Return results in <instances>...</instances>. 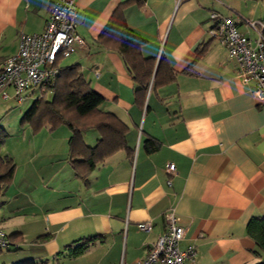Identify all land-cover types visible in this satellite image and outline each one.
Here are the masks:
<instances>
[{"label": "crops", "instance_id": "obj_1", "mask_svg": "<svg viewBox=\"0 0 264 264\" xmlns=\"http://www.w3.org/2000/svg\"><path fill=\"white\" fill-rule=\"evenodd\" d=\"M126 0H74L76 34L83 46L60 65H78L89 86L103 98L100 110L127 128L129 151L99 163L85 180L69 165L70 131L59 126L33 133L20 126L38 93L18 104L10 87L0 95V128L17 137L18 152L9 187L0 193V228L19 251L13 264H137L164 230L163 214L174 210L185 228L181 249L193 246L195 264H253L247 222L264 215V106L243 85L226 49L209 36L210 14L231 18L256 37L247 22L264 21V0H145L124 10L129 29L142 38L144 57H163L174 80L149 87L145 102L120 56L96 39L117 6ZM53 0H0V65L14 55L21 34L40 33ZM70 58L68 62H64ZM17 112L19 115L17 116ZM14 114H16L14 116ZM15 117L18 128L9 131ZM16 129V130H15ZM88 147L95 130L82 134ZM154 139L158 149L145 150ZM2 154V153H1ZM29 165L19 173V165ZM171 165L176 174L169 176ZM167 181H170L168 184ZM149 221L150 232L137 225ZM12 236V237H11ZM11 237V238H10ZM96 237L80 257L68 247Z\"/></svg>", "mask_w": 264, "mask_h": 264}, {"label": "trees", "instance_id": "obj_2", "mask_svg": "<svg viewBox=\"0 0 264 264\" xmlns=\"http://www.w3.org/2000/svg\"><path fill=\"white\" fill-rule=\"evenodd\" d=\"M144 1L126 0L120 3L96 39L97 46L113 50L120 56L136 85L134 101L140 106L145 102L149 87L156 91V88L174 80V73L163 57L156 62L155 58L141 54V46L145 41L129 29L125 22V8L130 4L141 5ZM262 35L264 37V29ZM63 59L60 55L56 58V78L46 93L24 112L20 126L28 125L33 133L44 127L51 130L59 126L66 127L71 133L68 140L70 168L75 177L85 180L97 164L115 152L129 151L126 143L127 128L113 114L100 110L103 98L89 86L78 65L61 66ZM87 130H95L99 136L93 147H88L83 141L82 134ZM7 137L6 131L0 128V193L11 184L15 170L14 161L1 154ZM157 149V141H145L148 153ZM245 233L254 244L252 255L256 261L253 264H264V215L251 218L245 226ZM96 239L89 237L74 247H68L67 257L75 259L82 256Z\"/></svg>", "mask_w": 264, "mask_h": 264}, {"label": "built area", "instance_id": "obj_3", "mask_svg": "<svg viewBox=\"0 0 264 264\" xmlns=\"http://www.w3.org/2000/svg\"><path fill=\"white\" fill-rule=\"evenodd\" d=\"M77 7L74 0H53L40 33L21 34L17 51L4 59L0 65V95L7 99L6 88L13 90L14 100L20 104L27 99L29 91L42 96L57 76L55 60L60 55L68 57L75 47L83 46L76 34ZM214 20L209 36L226 49L228 59L234 61L236 75L243 85L253 82L251 95L258 106H264V37L263 22H247L256 37L241 33L229 17L211 13ZM169 176L176 174L171 165L165 167ZM168 184L170 181H167ZM164 230L151 245L145 258L137 264H195L193 246L180 248L185 228L181 226L174 210L163 214ZM141 232H150L151 223L137 225ZM10 246L5 232L0 228V251Z\"/></svg>", "mask_w": 264, "mask_h": 264}, {"label": "rangeland", "instance_id": "obj_4", "mask_svg": "<svg viewBox=\"0 0 264 264\" xmlns=\"http://www.w3.org/2000/svg\"><path fill=\"white\" fill-rule=\"evenodd\" d=\"M69 59L70 58H67L64 62H68ZM11 90H12V88H11ZM28 106H30V105H28V103L22 104L20 106L21 111L23 112L26 108H28ZM15 115L16 114H14V116ZM18 115H19V112H17V116ZM18 125H19V123L18 122L16 123L15 117H13V119L10 122V125H9V131L10 132H13V131H11V130H13V127L14 128L16 127V129H17L18 128ZM18 145H19V143H18L17 137H7L6 140H5V142H4V144L2 145V148H1L2 155L6 154V152H12V151H14L15 153L18 152ZM29 169H30L29 165H26L24 163L23 164L21 163L19 165V173L21 171L28 172ZM18 252L17 251L10 250L9 252H3V253H1L0 254V264H13L12 262L15 261L19 257Z\"/></svg>", "mask_w": 264, "mask_h": 264}]
</instances>
